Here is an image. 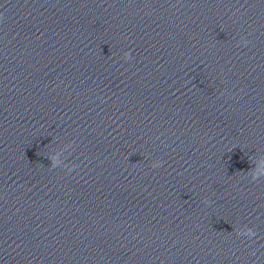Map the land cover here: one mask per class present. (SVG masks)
<instances>
[{
	"label": "clouds",
	"instance_id": "1",
	"mask_svg": "<svg viewBox=\"0 0 264 264\" xmlns=\"http://www.w3.org/2000/svg\"><path fill=\"white\" fill-rule=\"evenodd\" d=\"M249 235H254V233H249Z\"/></svg>",
	"mask_w": 264,
	"mask_h": 264
}]
</instances>
